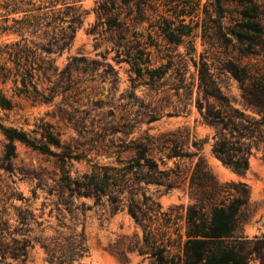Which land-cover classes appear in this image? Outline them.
Instances as JSON below:
<instances>
[{"label":"rangeland","instance_id":"374dc122","mask_svg":"<svg viewBox=\"0 0 264 264\" xmlns=\"http://www.w3.org/2000/svg\"><path fill=\"white\" fill-rule=\"evenodd\" d=\"M34 1L37 5L41 2ZM70 1L60 0L53 11L63 10L72 15L74 10L66 7ZM152 1L174 21V28L183 30L180 19L187 8L184 0ZM98 3L96 0L71 3L80 7L83 23L76 28L71 45L62 52L41 50L42 46L49 47L43 29L30 28L22 35L0 32L1 62L9 60L5 45L18 41L26 44L36 58L34 80L26 87L14 62H8L11 68L8 77L0 71V90L14 103L11 111L0 110V122L5 127L22 128L31 134L37 126L50 124L70 147L67 153L72 157L63 164L55 156L17 142V154L9 161L4 150L8 140L0 128V235L10 244L13 240L41 236L76 240L84 229L87 252L74 264H153L148 254H140L134 248L142 242L143 230L126 207L113 214L104 203L84 215L77 206L83 202L93 206L94 199L81 198L70 210L64 202L69 193L65 191L61 195L58 187L64 176L62 166L73 178L90 172L95 165L119 166L120 160L133 154L130 147L136 141L149 148L161 169L178 164L184 172L182 180L172 189L166 191L163 186L150 185L147 193L158 199L163 210L177 205L187 207L194 203L189 177L197 157L193 160L167 158L169 144L164 141L175 138L184 152H194L193 143L199 142L201 155L221 184L243 182L248 186L249 199L239 232L247 238L261 236L264 233L263 154L258 152L251 157L250 169L244 175L224 165L212 153L215 130L202 121L195 106L198 75L194 60L200 61L203 55L213 66L222 91L237 107L245 108L238 82L214 68L219 65L217 59L224 58V49L205 42L202 24L192 33L197 35L194 51L188 43H169L159 35L152 17L131 27L132 39L138 36L143 42L156 44L147 49L150 64L142 65L141 72L134 71L117 46L119 37L98 20ZM69 17L65 18L66 22L58 23L65 31ZM196 20L186 16V23L191 26H195ZM128 22L133 24L132 20ZM2 25L15 26L12 21ZM229 49L232 50L231 46ZM69 66L73 70L71 74ZM151 70L156 72L151 74ZM0 264L50 263L43 248L36 243L25 261L0 257Z\"/></svg>","mask_w":264,"mask_h":264},{"label":"trees","instance_id":"16d2710c","mask_svg":"<svg viewBox=\"0 0 264 264\" xmlns=\"http://www.w3.org/2000/svg\"><path fill=\"white\" fill-rule=\"evenodd\" d=\"M39 1L37 5L34 0H0V32L13 31L22 35L30 28L43 29L49 47L42 46L41 50L62 52L71 45L76 28L83 23L80 7L71 4L78 0L67 3V9L74 10L72 15L63 10L53 11L60 0ZM96 1L99 2L98 20L119 37L117 46L125 53L134 71L141 72L142 65L150 64L147 49L156 44L143 42L138 36L132 39L131 27L152 17L159 35L169 43H188L194 51L197 35L192 33L202 24L205 42L224 49V58H218L219 65L214 68L238 82L245 108L237 107L222 91L213 66L203 55L200 61L194 60L198 75L195 106L202 121L215 130L213 155L236 173L246 174L251 157L258 152L264 156V3L261 0H206L202 4V0H184L187 8L180 19L183 30H179L152 0ZM67 16L71 19L67 20L69 26L65 31L58 23L66 22ZM186 16L191 17V21L197 19L195 26L186 23ZM10 21L14 22V27L2 25ZM5 46L9 60H0L1 73L8 77L11 73L8 62H14L21 72L23 86L32 84L34 52L20 41ZM68 70L69 74L73 72L71 66ZM150 72L153 74L156 70ZM13 108L12 99L0 90V110L11 111ZM0 128L8 140L4 150L9 161L17 154V142L55 156L63 164L72 158L67 153L70 147L50 124L37 126L32 134L22 128L5 127L1 122ZM164 142L169 144L166 155L169 159L193 160L197 157L189 177V191L194 203L163 210L158 199L147 193V187L163 186L168 191L179 184L184 172L178 164L161 169L149 148L134 141L130 147L133 154L120 160L119 166L95 165L90 172L75 178L62 166L64 176L58 188L60 194L69 193L65 204L71 210L81 198L94 199L93 206H86L85 202L77 206L84 215L87 210L104 203L113 214L126 207L143 230L142 242L134 248L140 254H148L154 260L153 264H251L253 261L264 264V233L247 238L239 232L241 216L249 199L248 186L243 182L221 184L201 155L199 142L193 143L195 151L191 153L182 151L175 138H167ZM75 239L41 236L13 240L10 244L0 235V257L25 261L39 243L50 264H74L87 252L84 229Z\"/></svg>","mask_w":264,"mask_h":264}]
</instances>
